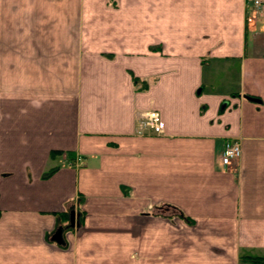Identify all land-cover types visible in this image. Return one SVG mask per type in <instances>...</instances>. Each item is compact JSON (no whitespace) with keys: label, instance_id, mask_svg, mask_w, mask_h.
I'll return each mask as SVG.
<instances>
[{"label":"crops","instance_id":"obj_1","mask_svg":"<svg viewBox=\"0 0 264 264\" xmlns=\"http://www.w3.org/2000/svg\"><path fill=\"white\" fill-rule=\"evenodd\" d=\"M261 2L0 0V264H264Z\"/></svg>","mask_w":264,"mask_h":264},{"label":"built area","instance_id":"obj_2","mask_svg":"<svg viewBox=\"0 0 264 264\" xmlns=\"http://www.w3.org/2000/svg\"><path fill=\"white\" fill-rule=\"evenodd\" d=\"M261 0H253L252 7L249 9L247 21L252 22L255 19L258 9L260 8ZM138 126L142 131L145 128L150 129L154 133H162L161 116L157 110L149 109L140 112L138 116ZM241 148L240 142L236 139L226 141L223 150L219 157V163L223 166H229L240 156Z\"/></svg>","mask_w":264,"mask_h":264},{"label":"water","instance_id":"obj_3","mask_svg":"<svg viewBox=\"0 0 264 264\" xmlns=\"http://www.w3.org/2000/svg\"><path fill=\"white\" fill-rule=\"evenodd\" d=\"M74 211L70 212V219H69V223L70 225H68L69 227H72L74 225H77L78 222H74ZM67 228V227H65ZM62 232H63V227H59L56 229V231L54 232V234L52 235V240L56 241V242H61V238H62Z\"/></svg>","mask_w":264,"mask_h":264},{"label":"trees","instance_id":"obj_4","mask_svg":"<svg viewBox=\"0 0 264 264\" xmlns=\"http://www.w3.org/2000/svg\"><path fill=\"white\" fill-rule=\"evenodd\" d=\"M251 262H252V264H262L261 260H256V261H251Z\"/></svg>","mask_w":264,"mask_h":264},{"label":"rangeland","instance_id":"obj_5","mask_svg":"<svg viewBox=\"0 0 264 264\" xmlns=\"http://www.w3.org/2000/svg\"><path fill=\"white\" fill-rule=\"evenodd\" d=\"M172 207V206H171ZM170 208V207H169ZM172 208H175V207H172ZM172 212H174L172 209H170ZM170 210H168V211H170ZM245 262H242L241 264H244Z\"/></svg>","mask_w":264,"mask_h":264}]
</instances>
